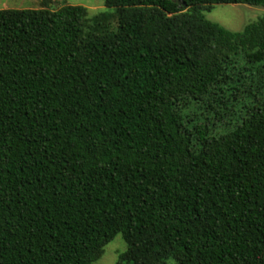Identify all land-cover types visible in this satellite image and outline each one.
<instances>
[{
  "label": "trees",
  "instance_id": "trees-1",
  "mask_svg": "<svg viewBox=\"0 0 264 264\" xmlns=\"http://www.w3.org/2000/svg\"><path fill=\"white\" fill-rule=\"evenodd\" d=\"M39 3L0 9V264H264V15H205L264 0Z\"/></svg>",
  "mask_w": 264,
  "mask_h": 264
},
{
  "label": "rangeland",
  "instance_id": "rangeland-1",
  "mask_svg": "<svg viewBox=\"0 0 264 264\" xmlns=\"http://www.w3.org/2000/svg\"><path fill=\"white\" fill-rule=\"evenodd\" d=\"M55 5L71 4L83 5L87 9L88 16L100 11L113 12V8L107 9L104 0H53ZM40 0H0V9L14 8H38ZM206 18L219 23L231 31H240L249 23L264 15V7L260 5H247L243 3L216 4L214 8L205 13ZM113 30L116 28V18L109 21L107 26ZM125 243L120 234L104 247L103 255L94 264H116L117 256L124 251Z\"/></svg>",
  "mask_w": 264,
  "mask_h": 264
}]
</instances>
